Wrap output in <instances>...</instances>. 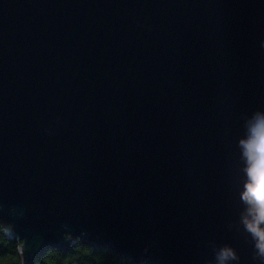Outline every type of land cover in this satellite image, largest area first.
<instances>
[{"label":"water","instance_id":"95a60500","mask_svg":"<svg viewBox=\"0 0 264 264\" xmlns=\"http://www.w3.org/2000/svg\"><path fill=\"white\" fill-rule=\"evenodd\" d=\"M264 0H0V224L22 264H264L240 145Z\"/></svg>","mask_w":264,"mask_h":264},{"label":"clouds","instance_id":"9594fccd","mask_svg":"<svg viewBox=\"0 0 264 264\" xmlns=\"http://www.w3.org/2000/svg\"><path fill=\"white\" fill-rule=\"evenodd\" d=\"M242 154L246 162L247 180L241 193L248 206L250 219L245 223L255 237L256 248L264 257V113L257 112L249 119L246 136L240 141ZM23 244L21 240L20 246ZM233 255L230 251L221 254V261ZM47 264L48 256L44 257Z\"/></svg>","mask_w":264,"mask_h":264},{"label":"trees","instance_id":"16d2710c","mask_svg":"<svg viewBox=\"0 0 264 264\" xmlns=\"http://www.w3.org/2000/svg\"><path fill=\"white\" fill-rule=\"evenodd\" d=\"M19 243L13 240L5 238L2 232V226H0V264H22L20 255L18 253ZM87 249L88 254H84L83 251L77 252V249ZM49 252H55L56 255L50 257L51 259L56 260V264H59L60 261L68 262H87V263H104V264H132L130 261H125L124 259H118L115 254L106 249L94 250L91 246L77 240L76 244L70 249L61 252L54 248H49L41 257L43 259L41 262L38 261V264H45L44 257L48 256ZM69 257H74V260L69 261Z\"/></svg>","mask_w":264,"mask_h":264},{"label":"snow or ice","instance_id":"6c2138e0","mask_svg":"<svg viewBox=\"0 0 264 264\" xmlns=\"http://www.w3.org/2000/svg\"><path fill=\"white\" fill-rule=\"evenodd\" d=\"M20 246H22V244ZM76 251L77 252L83 251L84 254H88V250L87 249L81 250V249L78 248ZM55 255H56L55 252H49L48 253V261H47V264H56V260L50 258V257H53ZM72 260H74V257H69V261H72ZM65 264H68V261H65Z\"/></svg>","mask_w":264,"mask_h":264},{"label":"flooded vegetation","instance_id":"af4514ba","mask_svg":"<svg viewBox=\"0 0 264 264\" xmlns=\"http://www.w3.org/2000/svg\"><path fill=\"white\" fill-rule=\"evenodd\" d=\"M0 226H1V224H0ZM3 234H4V233H3ZM4 236H5V235H4ZM5 238H6V236H5ZM7 239H8V238H7ZM9 240H11V239H9ZM13 241H16V240H13ZM16 242H17V241H16ZM18 243H19V242H18ZM50 249H51V248H50ZM47 250H48V249H47ZM47 250H46V251H47ZM56 250H58V249H56ZM46 251H45V252H46ZM58 251L64 252V251H66V250H64V251H62V250H58ZM45 252H44V253H45ZM44 253H43V254H44ZM43 254H42V255H43ZM42 255L38 256V257H37L32 263H30V264H38V263H37L38 261L41 262V261L43 260V259H41ZM118 259H120V258H118ZM122 259H123V258H122ZM124 260H125V261H128V260H126V259H124ZM59 263H60V264H64L65 261H60ZM93 264H98V263H95V262H94Z\"/></svg>","mask_w":264,"mask_h":264},{"label":"rangeland","instance_id":"374dc122","mask_svg":"<svg viewBox=\"0 0 264 264\" xmlns=\"http://www.w3.org/2000/svg\"><path fill=\"white\" fill-rule=\"evenodd\" d=\"M117 258H118V257H117ZM120 259H122V258H120ZM59 264H60V263H59ZM64 264H65V263H64ZM68 264H93V263H92V261H91V263H87V262H86V263H85V262H82V263H79V262H68ZM98 264H104V263H101V262H100V263H98Z\"/></svg>","mask_w":264,"mask_h":264}]
</instances>
